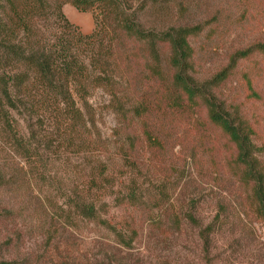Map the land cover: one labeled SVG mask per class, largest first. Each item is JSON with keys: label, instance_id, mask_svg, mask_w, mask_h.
Returning <instances> with one entry per match:
<instances>
[{"label": "rangeland", "instance_id": "rangeland-1", "mask_svg": "<svg viewBox=\"0 0 264 264\" xmlns=\"http://www.w3.org/2000/svg\"><path fill=\"white\" fill-rule=\"evenodd\" d=\"M57 4L81 33L95 29L97 5L0 0L8 30L0 41L15 37L11 29L26 40L21 18L32 42L58 34ZM125 5L144 29L200 26L189 37V72L199 82L264 43V0ZM122 43L134 60L120 72L118 100L103 86L77 96L85 125L67 128L56 107L34 106L32 85L24 103L0 104V264H264V213L234 143L201 99H176L168 49L153 73L143 42ZM211 93L232 123L251 131L254 168L264 173V55L238 59ZM86 203L94 216L79 212Z\"/></svg>", "mask_w": 264, "mask_h": 264}, {"label": "trees", "instance_id": "trees-1", "mask_svg": "<svg viewBox=\"0 0 264 264\" xmlns=\"http://www.w3.org/2000/svg\"><path fill=\"white\" fill-rule=\"evenodd\" d=\"M72 1L81 11L97 5L99 13L96 16V27L91 33H81L64 15L61 5L57 4L58 19L62 22L59 24L58 34L52 37L38 34L39 39L32 42L28 34L30 23L21 18L23 36L24 33L27 34L26 40L22 35L18 38V30L11 29L10 35L13 33L15 37L8 43L0 41V104L14 108L18 102L24 103L25 93L32 85L35 89L32 98L35 101L34 106L56 107L59 111L55 116L56 121L65 123L67 128L76 124L85 125L84 115L77 106L78 97L82 98L93 87L103 86L114 98L119 93V85H122L120 80L123 75L120 72H125L128 67L125 62L128 58L131 62L134 60L131 54L121 52L122 41L131 38L134 42L145 44L146 63L151 62L150 71L153 73L161 72L160 51L163 46L169 51L168 64L173 69L171 81L173 93L177 94L176 99L184 95L189 103H194L196 98L203 101L209 121L219 126L234 143L236 159L244 166V176L254 181L259 213H264V173L254 168L252 157L258 148L256 149L250 139L251 131L248 132L242 124L232 123L211 93L213 87L228 77L238 59L249 57L254 52L264 55V43L236 52L221 71L199 82L189 72L193 53L189 37L200 26L169 27L154 31L144 29L136 20L135 13L127 10L125 3L128 0ZM4 28L5 25L0 20V37L8 32ZM126 82L125 77L124 83ZM114 99L118 100L117 97ZM136 105L133 112L139 115L141 107L140 104ZM76 127L73 130L75 132ZM78 209L84 216L95 215L93 203L78 205Z\"/></svg>", "mask_w": 264, "mask_h": 264}]
</instances>
